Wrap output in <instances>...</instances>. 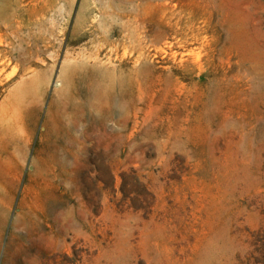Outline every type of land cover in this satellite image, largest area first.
Masks as SVG:
<instances>
[{
  "label": "rangeland",
  "instance_id": "rangeland-1",
  "mask_svg": "<svg viewBox=\"0 0 264 264\" xmlns=\"http://www.w3.org/2000/svg\"><path fill=\"white\" fill-rule=\"evenodd\" d=\"M0 264H264V0H0Z\"/></svg>",
  "mask_w": 264,
  "mask_h": 264
},
{
  "label": "bare ground",
  "instance_id": "bare-ground-1",
  "mask_svg": "<svg viewBox=\"0 0 264 264\" xmlns=\"http://www.w3.org/2000/svg\"><path fill=\"white\" fill-rule=\"evenodd\" d=\"M1 225H2V223H0V230H1Z\"/></svg>",
  "mask_w": 264,
  "mask_h": 264
}]
</instances>
